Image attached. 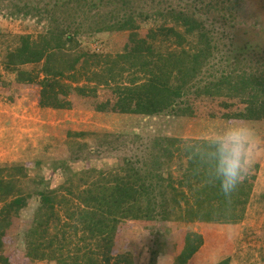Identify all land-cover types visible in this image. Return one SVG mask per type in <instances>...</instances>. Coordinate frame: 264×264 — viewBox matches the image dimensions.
Returning <instances> with one entry per match:
<instances>
[{
	"label": "trees",
	"instance_id": "trees-1",
	"mask_svg": "<svg viewBox=\"0 0 264 264\" xmlns=\"http://www.w3.org/2000/svg\"><path fill=\"white\" fill-rule=\"evenodd\" d=\"M69 1L76 6L70 11L63 9L66 21H59L55 9ZM116 1L118 5L130 2ZM81 2L86 0H52V6L43 5L48 11L47 26L34 36L13 35L14 43L5 50V68L13 71L14 81L34 85L39 105L143 115L177 109L195 117H221L225 123L264 119V73L236 71L230 66L210 79L198 78L215 43L194 13L165 8L135 12L123 7L126 13L114 22L94 19L93 26L87 27L90 32L130 31L132 47L110 54L79 45L80 19L90 10ZM89 17L92 19L93 14ZM163 40L172 46L161 48L159 42ZM184 42L189 45L184 47ZM225 60L230 64L227 57ZM177 138L153 135L150 150L140 164L134 165L138 157L126 158L122 169L102 180H81L82 184L75 187L62 183L35 188L34 213L23 232L25 245L14 247L13 252L1 249L2 239L29 195L22 194L14 176L31 161L0 162V173L11 179H0V264H31L32 259L55 260L56 264H136L142 247L153 261L163 234L154 221L169 218L203 221L204 228L203 237L178 228L184 238L173 264H190L201 250L214 245L213 240L219 254L209 256L207 264H227L231 234L250 194L253 174L226 200L218 186L208 184L204 174L193 167ZM125 218L147 221L143 238L142 233H135L132 249L112 253L117 234L128 220ZM64 226L75 233L80 229L81 247L69 252L63 249L65 243L54 244L60 227L64 240Z\"/></svg>",
	"mask_w": 264,
	"mask_h": 264
},
{
	"label": "rangeland",
	"instance_id": "rangeland-1",
	"mask_svg": "<svg viewBox=\"0 0 264 264\" xmlns=\"http://www.w3.org/2000/svg\"><path fill=\"white\" fill-rule=\"evenodd\" d=\"M81 4L84 8L90 9L87 16L83 15L80 19L81 28L77 36L82 43L79 42V45L81 47L83 45L85 50L99 49L113 54L123 47H132L130 31L125 29L90 32L88 28L93 26L94 19L114 22L126 13L123 7L131 8L135 12L157 11L163 8L182 9L194 13L202 20L215 43L208 63L198 74L200 80L210 79L230 66H235L236 71L252 69L257 73H264V0H130L129 5H118L116 0H86ZM43 5L52 6V0H0V106L13 108L17 113L10 123L7 122L14 128L8 130V125L0 121V148H14L13 155L17 149L16 144L26 147L22 151L31 149L25 155L17 149L18 157L1 161L6 163L31 161L23 165L22 170L16 172L14 176L22 194L29 192V195L25 196V205L11 219L6 231L8 235L2 239L1 249L4 251L8 249V252H13L14 247L20 249L25 245L23 232L29 223L27 221L34 213L37 197L35 188L63 184L75 187L76 184L81 185L80 182L84 180H102L122 169L126 158L133 160L138 157L139 161L134 162V165L140 164L150 150L149 144L153 135L179 137L190 130L225 123L221 117H195V114H181L177 109L143 115L39 105L35 99L34 85L14 81L13 71L5 68L4 53L14 43L13 35L28 33L34 36L44 29L48 23V11ZM74 5L73 1H69V4L60 6L59 10L55 9L59 21H66L67 16L63 9L70 11V7ZM91 14L92 19L89 17ZM159 43L161 48L172 46L168 44V40ZM187 45L189 44L183 43L184 47ZM139 48L144 50L143 44H140ZM234 56L236 60L233 62ZM226 57L230 61L228 65ZM29 65L23 64L22 67ZM197 83L200 81L197 80ZM244 122L253 128L260 140L261 155L251 171L253 174L251 191L244 204L241 218L231 234L227 264H264V119ZM18 125L22 129L18 130L16 128ZM71 131H78L79 134H68ZM4 174L0 173V179L11 180ZM145 179L154 182L149 177ZM58 191L62 192L63 189ZM63 194L68 195L64 191ZM154 194L157 195L156 189ZM125 219L128 220L117 234L118 242L112 253L132 249L137 237L135 233L139 235L142 233L143 238L147 221ZM202 222L175 218L154 221L155 227L163 233L161 240H158L155 258L150 261L148 250H143L142 247L141 257L136 258L135 263L173 264L179 255L180 243L184 238L178 228L200 233L203 237ZM212 224L219 225L217 222ZM73 230L66 227V236L62 241L61 227L58 228L54 244L65 243L66 245L61 248L70 250L69 252L81 247L78 235L80 229H77V233ZM212 244L214 245L208 250H201L190 264H207L209 256L213 255L211 258L217 256L219 254L215 247L217 241L213 240ZM201 245H205L204 240ZM30 263L56 264V261L32 259Z\"/></svg>",
	"mask_w": 264,
	"mask_h": 264
},
{
	"label": "clouds",
	"instance_id": "clouds-1",
	"mask_svg": "<svg viewBox=\"0 0 264 264\" xmlns=\"http://www.w3.org/2000/svg\"><path fill=\"white\" fill-rule=\"evenodd\" d=\"M177 139L193 167L204 174L208 184L218 186L226 200L231 199L261 155L260 140L243 121L212 124Z\"/></svg>",
	"mask_w": 264,
	"mask_h": 264
},
{
	"label": "crops",
	"instance_id": "crops-1",
	"mask_svg": "<svg viewBox=\"0 0 264 264\" xmlns=\"http://www.w3.org/2000/svg\"><path fill=\"white\" fill-rule=\"evenodd\" d=\"M17 115V113H15V110L13 108H9L8 106H0V121H2V123H6L8 125L7 122H11V120H13L15 118V116ZM18 117V116H17ZM20 120V119H17ZM2 128V127H1ZM8 130L9 128H14L11 126H7ZM18 130L22 129L19 125L18 127H16ZM5 129V128H4ZM17 129H15L17 131ZM17 147V149H20L22 151V149L24 150V148H26L24 145H15ZM16 149L15 154L13 155V151L14 148H0V162L2 160H13L15 157H18L19 153L18 150ZM31 149L22 151V154L25 155V153L27 151H29Z\"/></svg>",
	"mask_w": 264,
	"mask_h": 264
}]
</instances>
